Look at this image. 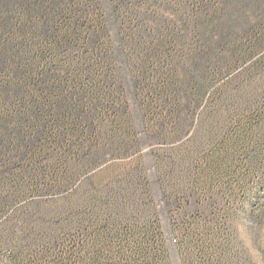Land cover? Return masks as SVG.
<instances>
[{
  "label": "trees",
  "instance_id": "obj_1",
  "mask_svg": "<svg viewBox=\"0 0 264 264\" xmlns=\"http://www.w3.org/2000/svg\"><path fill=\"white\" fill-rule=\"evenodd\" d=\"M240 215L264 218V0H0V264H254Z\"/></svg>",
  "mask_w": 264,
  "mask_h": 264
},
{
  "label": "rangeland",
  "instance_id": "obj_2",
  "mask_svg": "<svg viewBox=\"0 0 264 264\" xmlns=\"http://www.w3.org/2000/svg\"><path fill=\"white\" fill-rule=\"evenodd\" d=\"M136 87L134 86L130 90V95H135ZM137 100H135L136 102ZM140 117V115H139ZM140 131L139 134L142 139L141 150L148 159V167L150 171L154 172L155 164L153 162V155L156 150L162 149V147H170V144L160 140L148 137L142 120L140 119ZM239 223L240 238L243 241L245 248L247 249L249 256L254 264H264V218L260 224L247 222L244 215H240L237 218Z\"/></svg>",
  "mask_w": 264,
  "mask_h": 264
}]
</instances>
